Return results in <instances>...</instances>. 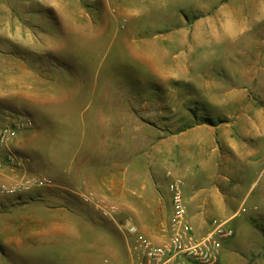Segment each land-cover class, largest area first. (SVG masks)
Wrapping results in <instances>:
<instances>
[{
	"label": "rangeland",
	"instance_id": "rangeland-1",
	"mask_svg": "<svg viewBox=\"0 0 264 264\" xmlns=\"http://www.w3.org/2000/svg\"><path fill=\"white\" fill-rule=\"evenodd\" d=\"M159 2L0 0V124L34 121L0 171V264H136L126 228L168 239L194 171L233 199L207 213L234 229L218 264H264V0L211 21Z\"/></svg>",
	"mask_w": 264,
	"mask_h": 264
},
{
	"label": "built area",
	"instance_id": "built-area-1",
	"mask_svg": "<svg viewBox=\"0 0 264 264\" xmlns=\"http://www.w3.org/2000/svg\"><path fill=\"white\" fill-rule=\"evenodd\" d=\"M33 125L34 121L30 116L17 119L10 124H0V171L26 167L29 158L13 151L10 142L20 132ZM50 182L47 177L28 178L23 183L13 185L12 190ZM171 191L174 211L172 230L168 239L152 240L138 232V226L135 224L126 228L130 234L136 236L133 247L136 264H218L224 242L234 235V229L228 226V220L213 219L208 230L197 233L187 219L188 205L185 201L183 180L178 178L173 181Z\"/></svg>",
	"mask_w": 264,
	"mask_h": 264
},
{
	"label": "crops",
	"instance_id": "crops-1",
	"mask_svg": "<svg viewBox=\"0 0 264 264\" xmlns=\"http://www.w3.org/2000/svg\"><path fill=\"white\" fill-rule=\"evenodd\" d=\"M166 3L173 4V8L176 10L175 13L191 16L205 15L206 17L210 18L208 19L210 21L212 20V17H224L230 16L231 14L234 16L237 13H244L246 10L244 4L233 5V7H231L227 0H160V2L158 3L159 8H165ZM258 12L262 14L261 7L258 8ZM212 26L214 28L211 30H213L214 32L220 30L218 29V26L216 24H213ZM194 48L195 47L189 45L185 51V47L182 45L179 51L185 52L180 53L181 55L188 53L191 54ZM203 128L206 129L209 134H211L210 139L208 138V141H210L211 143L214 142L217 126H205ZM183 133H188V130L183 131ZM20 139L21 136L17 135L10 142V147L15 152L18 150L17 145H20ZM204 141L205 140L202 139L201 135H198L195 136V138L191 142L193 143V145L195 144L194 146L198 147V145H201L202 143H204ZM181 174L183 176H188V171H182ZM192 175L194 177V180L189 179V183L191 185L189 186L187 183V192L185 191L186 194L184 192L185 201L188 205L187 219L194 227V229L200 228L201 230L198 231L201 233L203 232L204 228H207L208 230L210 226V217L207 215V213L212 210L215 214L214 216L228 217L229 212L231 211V209H233V199L226 198L224 196V191H222L220 186L215 183H213L212 186L209 187L205 185H199V174L197 173V171H194Z\"/></svg>",
	"mask_w": 264,
	"mask_h": 264
}]
</instances>
